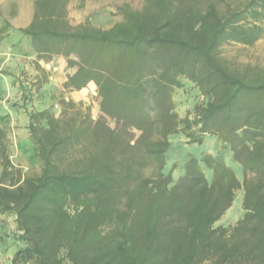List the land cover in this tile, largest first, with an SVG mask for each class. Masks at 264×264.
<instances>
[{"label": "trees", "instance_id": "trees-1", "mask_svg": "<svg viewBox=\"0 0 264 264\" xmlns=\"http://www.w3.org/2000/svg\"><path fill=\"white\" fill-rule=\"evenodd\" d=\"M118 12L108 28L72 25L63 0H36L22 32L39 58H65V89L95 84L101 115L64 98L59 115L30 110L40 169L21 174L0 142V214L14 217L29 264H264V64L219 54L264 36V0H143ZM184 80L201 101L180 117ZM176 133L213 136L242 179L209 153L187 154L174 179L164 169ZM238 189L241 218L215 226Z\"/></svg>", "mask_w": 264, "mask_h": 264}, {"label": "rangeland", "instance_id": "rangeland-1", "mask_svg": "<svg viewBox=\"0 0 264 264\" xmlns=\"http://www.w3.org/2000/svg\"><path fill=\"white\" fill-rule=\"evenodd\" d=\"M143 0H63L64 12L66 20L76 25L89 19L90 22L102 28L110 27L114 21L120 18L118 7L124 3L134 8L141 6ZM219 54L225 58L231 65L237 67L241 64L250 63L251 65L264 64V36L253 44H241L236 42H224L219 48ZM36 63V70L26 69L19 71L15 76L17 84L16 92L9 96L7 101L15 104L23 110H33L32 102L40 98L42 83H46L47 92L50 96V110L54 115H59L62 110L60 100H73L81 105L82 108L87 107L92 118L96 119L101 115L98 105V97L94 83H89L85 88L80 90H67L63 87L66 76L72 72V69L66 65L65 58L52 56L51 58H42L41 64ZM38 68L40 70H38ZM30 83L31 88L26 90L31 92L32 96L26 102L23 100V91L25 88L22 83ZM33 91V92H32ZM173 100L175 103V111L180 117H183L187 111L191 110L194 103L200 102L201 97L194 89L192 84L184 80L182 87L176 89ZM111 127L115 126L113 119H107ZM11 126L0 125V142L2 141L7 148L9 158L13 165L21 174L37 173L40 169V162L34 155L28 164H19V153L15 144L18 135L11 132ZM137 133V132H135ZM170 148L166 154L165 169L174 166L172 177L176 179L180 173V166L185 157L189 153H193L198 157L204 153H209L215 157L221 158L225 163L231 166L236 176L242 179V167L233 158L232 152L217 141L213 136L206 135L202 144L188 143L187 138L180 134H171L169 136ZM18 161H17V160ZM205 175L208 179L211 177L209 170L205 169ZM242 189L235 192L234 200L231 206L222 214L215 222V226L228 227L241 218L244 210L242 208ZM66 209L69 213H73L74 206L69 204ZM18 232L14 217L8 214H0V261L4 264H29L30 260L26 256L25 246L17 238Z\"/></svg>", "mask_w": 264, "mask_h": 264}, {"label": "crops", "instance_id": "crops-1", "mask_svg": "<svg viewBox=\"0 0 264 264\" xmlns=\"http://www.w3.org/2000/svg\"><path fill=\"white\" fill-rule=\"evenodd\" d=\"M35 2L36 0H0V125L11 126V132L18 135L15 144L19 153L18 163L25 166L35 155L29 136V112L10 104L7 99L17 90L15 76L19 71L24 68L36 70V63L39 67L38 64L42 61L29 37L21 30L31 22ZM41 85L40 98L32 102L33 111L50 109L51 106L47 85Z\"/></svg>", "mask_w": 264, "mask_h": 264}, {"label": "built area", "instance_id": "built-area-1", "mask_svg": "<svg viewBox=\"0 0 264 264\" xmlns=\"http://www.w3.org/2000/svg\"><path fill=\"white\" fill-rule=\"evenodd\" d=\"M21 86H23V87L25 88V90L23 91L22 94H24V93H25V94H28L27 97L30 98V97L32 96V94H31V92H29V91L26 90L27 88H28V89L31 88L30 83H28V82H26V83H22ZM32 92H33V91H32ZM29 98H26V102L28 101Z\"/></svg>", "mask_w": 264, "mask_h": 264}]
</instances>
